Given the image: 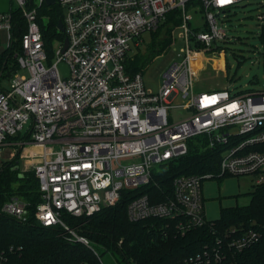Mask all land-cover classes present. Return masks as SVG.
<instances>
[{
  "label": "built area",
  "instance_id": "2783aa9c",
  "mask_svg": "<svg viewBox=\"0 0 264 264\" xmlns=\"http://www.w3.org/2000/svg\"><path fill=\"white\" fill-rule=\"evenodd\" d=\"M12 1L16 6L0 13V31H6L9 48L15 41V13L25 22L22 52L16 56L27 75L17 71L9 89H0V151L29 125L26 137L15 144L34 161L40 201L33 217L41 226L56 228L67 241L93 251L64 216L84 218L116 204L123 190L149 184L155 165L185 155L189 140L200 135L209 148L221 149L218 177L249 176L253 185L264 183V149H259L264 144V90L194 89L195 61L208 52L218 56L215 43L227 38L216 15L243 0H198L204 30L189 27V0ZM258 4L256 19L264 24V0ZM54 5L61 11L63 30L57 31L62 38L48 37V49L40 23L47 19L43 9ZM176 8L182 16L184 47L177 54L182 57L164 72L159 90L150 92L140 73L126 72V58L143 34L157 29ZM212 177L176 176L165 201L137 195L127 204V219L162 220L178 235L211 226L203 210L202 181ZM0 213L20 223L30 218L26 202L17 197L4 202ZM259 238L258 230L232 228L181 264H226L227 253L241 252ZM5 261L0 252V264Z\"/></svg>",
  "mask_w": 264,
  "mask_h": 264
},
{
  "label": "trees",
  "instance_id": "16d2710c",
  "mask_svg": "<svg viewBox=\"0 0 264 264\" xmlns=\"http://www.w3.org/2000/svg\"><path fill=\"white\" fill-rule=\"evenodd\" d=\"M195 5L203 10L198 0L187 3V6ZM43 13L47 15L46 24L40 23L43 36L62 38L57 31V24L62 21L59 8L56 5L44 8ZM181 22L180 9L168 12L159 25L160 29L149 32L147 42L142 36L134 53L128 55L126 72L130 75L141 73L152 58L164 53L171 42L173 28ZM24 29L25 22L15 13L12 27L15 41L0 54V78L6 75L10 80L19 69L17 56L22 52L20 38ZM258 37L264 61V26ZM46 44L50 49L49 38ZM143 44L145 47L141 50ZM200 136L189 140L185 155L169 161L153 173L149 184L136 190H123L116 204L105 206L91 216H64L65 219L89 244L94 243L119 254L125 264H181L186 258L201 253L204 247L214 244L217 237L232 228L258 230L260 238L256 243L236 254L227 253L224 263L264 264V183L252 186L246 206L221 209L220 217L213 220L211 226L196 228L184 235L169 231L162 220L130 222L127 219V204L137 195L147 194L152 202L171 198L172 181L176 176L212 174L218 177L221 149L209 148L205 136ZM14 138L19 139L17 136ZM259 149H264V144ZM20 152L0 166V207L11 198H22L30 218L28 222L20 223L0 213V252H4L5 264H101L82 243L69 242L58 229L43 227L34 219L33 212L40 201L38 181L34 171L32 177L30 173H22L15 168ZM83 221L86 223L81 228L74 225ZM10 247L13 249L11 252L8 251Z\"/></svg>",
  "mask_w": 264,
  "mask_h": 264
},
{
  "label": "rangeland",
  "instance_id": "374dc122",
  "mask_svg": "<svg viewBox=\"0 0 264 264\" xmlns=\"http://www.w3.org/2000/svg\"><path fill=\"white\" fill-rule=\"evenodd\" d=\"M259 1H240L235 8L217 17V26L225 31L227 38L225 41H217L215 43L218 47L215 50L220 51L218 56L214 57L211 52H208L205 58L195 61L194 89L196 93L210 92L222 87H227L232 93L246 90H264V61L262 44L258 37L264 24H261L256 19L258 8H260ZM15 6L12 0H0V13L6 12ZM214 14H217V11H214ZM186 17L191 29L199 28L204 30V13L198 5L187 6ZM46 21L47 19L44 20V24H46ZM158 29L160 27L152 32H156ZM180 32V25L173 28L171 42L167 50L152 58L142 69L140 74L146 90L156 93L163 82L164 72L171 63L180 60L182 57L177 55L180 49L184 47ZM143 39L146 42L148 41V33L143 34ZM7 44V33L5 30H1L0 54L6 50ZM54 47H56V44ZM144 47L145 44L141 46V50ZM133 53L134 50L129 55ZM18 72L21 75H27L25 69H19ZM0 89H9V78L6 75H2L0 78ZM28 127V124L25 125L20 134L17 135L20 139L26 136ZM15 140L17 138L12 137L1 147L0 166L10 161L15 156L18 148H20L19 159L20 161L22 160L21 163H23L22 167L24 168L20 171L22 173L28 172L33 177L31 163L34 161L26 157V153H23L25 150L24 146L16 145ZM22 155L25 156L22 157ZM163 167L155 165L152 172L155 173ZM252 186V178L249 176L226 175L204 179L202 181L203 210L207 220L218 219L221 209L246 206L250 200L249 193L252 190ZM84 223L86 222H77L74 225L81 228ZM74 228L77 231V228ZM89 246L97 254L99 260L91 250L101 264H125L119 254L105 250V248L94 243H90Z\"/></svg>",
  "mask_w": 264,
  "mask_h": 264
},
{
  "label": "water",
  "instance_id": "95a60500",
  "mask_svg": "<svg viewBox=\"0 0 264 264\" xmlns=\"http://www.w3.org/2000/svg\"><path fill=\"white\" fill-rule=\"evenodd\" d=\"M53 3H54V0H46V4H47V5H52ZM216 16L218 17L219 14H217ZM57 28H58L59 30H61V31L63 30L61 22H58ZM65 46H66V42L64 43V48H65ZM60 67H61V68L65 71V73H66V71H67L66 66L63 65V64H60ZM19 152H20V148H18V150H17L15 156H16ZM15 156H14V157H15ZM14 157H13V158H14ZM15 168H17V169H19V170H23L22 164L18 165V166L15 167Z\"/></svg>",
  "mask_w": 264,
  "mask_h": 264
},
{
  "label": "flooded vegetation",
  "instance_id": "af4514ba",
  "mask_svg": "<svg viewBox=\"0 0 264 264\" xmlns=\"http://www.w3.org/2000/svg\"><path fill=\"white\" fill-rule=\"evenodd\" d=\"M20 163H21V162H20V159L18 158V161H17V166H18V165H20Z\"/></svg>",
  "mask_w": 264,
  "mask_h": 264
},
{
  "label": "bare ground",
  "instance_id": "6f19581e",
  "mask_svg": "<svg viewBox=\"0 0 264 264\" xmlns=\"http://www.w3.org/2000/svg\"><path fill=\"white\" fill-rule=\"evenodd\" d=\"M24 153H26V149L24 150Z\"/></svg>",
  "mask_w": 264,
  "mask_h": 264
},
{
  "label": "crops",
  "instance_id": "0c3cea01",
  "mask_svg": "<svg viewBox=\"0 0 264 264\" xmlns=\"http://www.w3.org/2000/svg\"><path fill=\"white\" fill-rule=\"evenodd\" d=\"M222 88H224V87H222ZM221 89V88H220Z\"/></svg>",
  "mask_w": 264,
  "mask_h": 264
}]
</instances>
